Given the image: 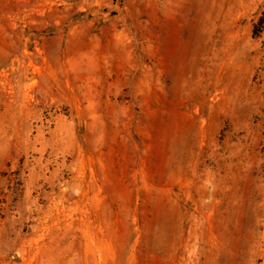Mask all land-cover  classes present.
I'll list each match as a JSON object with an SVG mask.
<instances>
[{
    "label": "rangeland",
    "instance_id": "obj_1",
    "mask_svg": "<svg viewBox=\"0 0 264 264\" xmlns=\"http://www.w3.org/2000/svg\"><path fill=\"white\" fill-rule=\"evenodd\" d=\"M0 264H264V0H0Z\"/></svg>",
    "mask_w": 264,
    "mask_h": 264
},
{
    "label": "trees",
    "instance_id": "obj_2",
    "mask_svg": "<svg viewBox=\"0 0 264 264\" xmlns=\"http://www.w3.org/2000/svg\"><path fill=\"white\" fill-rule=\"evenodd\" d=\"M262 24V18H260L258 21H257V23L254 25V27H253V30H254V33H253V35L254 36H257V29H258V27L260 26Z\"/></svg>",
    "mask_w": 264,
    "mask_h": 264
}]
</instances>
